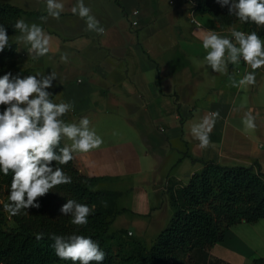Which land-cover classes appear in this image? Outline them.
<instances>
[{"label":"crops","instance_id":"crops-1","mask_svg":"<svg viewBox=\"0 0 264 264\" xmlns=\"http://www.w3.org/2000/svg\"><path fill=\"white\" fill-rule=\"evenodd\" d=\"M23 10L37 14L22 16L21 30L4 44L24 55L15 67L41 89L50 81L47 95L67 115L61 141L79 168L131 197L123 208L142 225L114 230L155 238L172 215L167 178L186 183L201 169L198 160L256 162L264 173V71H231L224 38L232 26L208 14L194 25L185 5L169 0H40L38 9ZM27 32L41 43L28 52L14 38ZM258 223L232 226L222 242L192 252L191 264L264 258L242 234Z\"/></svg>","mask_w":264,"mask_h":264},{"label":"trees","instance_id":"trees-1","mask_svg":"<svg viewBox=\"0 0 264 264\" xmlns=\"http://www.w3.org/2000/svg\"><path fill=\"white\" fill-rule=\"evenodd\" d=\"M196 1L198 12L221 26L238 22L261 42L264 56V0ZM34 14L0 3V35L19 32L18 20ZM15 51L14 45L0 51V189L7 191L10 218L0 204V264H191L192 252L222 242L232 226L264 220V173L256 162L198 160L201 169L186 183L167 178L172 217L152 244L124 241V232L110 228L129 212L115 208L123 194L95 189L98 180L109 179L79 172L61 141L67 115L56 109L54 95L28 106L7 103L13 90L33 95L41 88L28 70H7Z\"/></svg>","mask_w":264,"mask_h":264},{"label":"rangeland","instance_id":"rangeland-1","mask_svg":"<svg viewBox=\"0 0 264 264\" xmlns=\"http://www.w3.org/2000/svg\"><path fill=\"white\" fill-rule=\"evenodd\" d=\"M0 3H10L12 5H15V6H18V7H21L25 10H35V9H38L39 8V5H40V0H0ZM29 21H26L25 22V25H28L27 24ZM237 23V24H235ZM234 24L235 25H232L233 28H241L239 26H236L238 25V22H235ZM231 28V27H230ZM16 40H19V42L21 43L22 45V48L23 49H26V52H28V50H31L32 48H34L35 46H41L40 44V39L39 37L32 33V32H27V33H24L23 35H17L14 37ZM13 39V38H12ZM4 40H5V36L4 35H0V51L2 49V47L5 45L4 44ZM11 41V39H10ZM29 48V49H27ZM16 55V53H15ZM14 57L12 58V60H10V62H8V65H7V70L8 71H11L13 72L14 70H18L16 67H15V59L19 58V59H22L24 58V55L22 56H19L18 57ZM46 57V55H44V58ZM41 72V69H37V74H40ZM41 89V88H40ZM13 93L10 95V97L7 99V103L9 104H12L14 105L15 107H20V106H28L32 103H35L39 100H42L44 99L46 96H48L47 94L50 93V81H47L45 86L42 87V89L40 90V92L38 93H35L33 95H22L18 90H13L12 91ZM50 95V94H49ZM78 169H79V172L80 173H83L85 174L81 168H79V166L77 165ZM87 175V174H85ZM87 176H90V175H87ZM92 177V176H90ZM112 182L109 181V180H106V179H102V180H98L96 183H95V189H101V190H112L111 189V186H112ZM6 189L3 187L2 189H0V204L2 205V211L4 213V215L6 216V218L8 219V221H10V218H9V212H8V209H7V203H6V200H7V197H6ZM123 195L121 196V198L118 200L117 202V206L115 207L116 209H121L123 208L124 206H127V207H131V204H132V199L131 197H128V192L126 193H122ZM126 198H127V201H126ZM171 214H172V208H171ZM120 217L117 218V220L114 222V224H112V226L110 228H112L111 230L112 231H115L114 229L120 225V224H126L128 221H132L134 226H141L143 223L141 219H135V218H132L129 213H124V214H121L119 215ZM172 217V215H171ZM163 218V217H162ZM246 224V223H244ZM240 225L239 227L241 226H248V225ZM167 226V224L165 225ZM165 226L163 227V229L165 228ZM258 227V229L255 231V232H251V231H245V227L243 228L244 231L242 232V234L245 236V238L247 239H250L251 241V244L254 248V251H255V254H259L260 256H263L264 255V220H261L259 221V223L256 225ZM239 229V228H238ZM124 232L125 235L122 234V239L126 242H131L133 240H137L139 243H140V248H143V247H149L154 238L151 240V241H147V240H143V239H139L138 237H136L134 235V233H132V231H128L127 229H120V230H116V233L118 232ZM151 235L155 234H158L157 231H152V232H149ZM117 244L113 243L112 244V249L113 251H117ZM243 251L244 253V250H241ZM215 254H223V250L222 249H218L217 251L215 250ZM245 254V253H244ZM248 256L249 253H247ZM242 256V255H241ZM243 258V256H242Z\"/></svg>","mask_w":264,"mask_h":264},{"label":"built area","instance_id":"built-area-1","mask_svg":"<svg viewBox=\"0 0 264 264\" xmlns=\"http://www.w3.org/2000/svg\"><path fill=\"white\" fill-rule=\"evenodd\" d=\"M180 1L187 8L190 21L199 25L197 17L198 3L196 0H169L170 4ZM136 15V11L133 12ZM132 25H136L133 21ZM224 42L227 48V60L231 71L236 74L259 73L264 71V56L262 55V44L252 34L241 28H229L225 31ZM45 50L43 49L42 52Z\"/></svg>","mask_w":264,"mask_h":264}]
</instances>
